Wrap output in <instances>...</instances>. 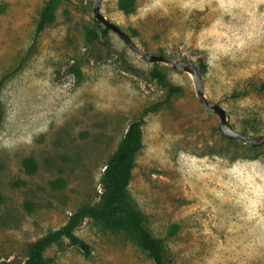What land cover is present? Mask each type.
I'll list each match as a JSON object with an SVG mask.
<instances>
[{
  "label": "rangeland",
  "instance_id": "1",
  "mask_svg": "<svg viewBox=\"0 0 264 264\" xmlns=\"http://www.w3.org/2000/svg\"><path fill=\"white\" fill-rule=\"evenodd\" d=\"M45 1L0 0V264H22L26 241L98 201L103 165L139 118L128 191L173 264H264V145L224 136L191 75L160 63L168 97L153 63L101 35L92 0L61 1L35 35ZM101 12L144 50L193 64L236 131L264 134V0H101ZM74 234L89 255L64 239L47 264H155L90 219Z\"/></svg>",
  "mask_w": 264,
  "mask_h": 264
},
{
  "label": "trees",
  "instance_id": "2",
  "mask_svg": "<svg viewBox=\"0 0 264 264\" xmlns=\"http://www.w3.org/2000/svg\"><path fill=\"white\" fill-rule=\"evenodd\" d=\"M63 0H46L39 11L35 28V35L43 31L54 19V11ZM109 29L103 27L101 35L107 36ZM95 39H89L93 42ZM31 47L27 51L30 54ZM99 55L98 58H103ZM160 63H153L149 76L167 91V96H172L177 87L173 86L166 78L163 69L158 66ZM163 67H167L162 65ZM16 67L15 70H17ZM72 73L76 69L72 68ZM8 74L0 77V86ZM159 105L145 112L156 110ZM3 115V107L0 101V123ZM142 118L131 121L116 149L109 156L103 165L100 175L101 191L98 201L92 204H82L74 210L65 223L56 229L46 231L44 234L33 240L26 241L21 248L23 256L22 264H47L44 252L53 244H60L68 239L71 244L80 247L85 255H89V246L80 240L75 234V229L84 219H90L98 223L104 230L112 233H124L143 250L155 264H173L170 254L166 250L162 239L154 236L148 228L143 214L137 207L128 191V184L132 177V170L135 165V158L142 147ZM231 139V138H230Z\"/></svg>",
  "mask_w": 264,
  "mask_h": 264
},
{
  "label": "water",
  "instance_id": "3",
  "mask_svg": "<svg viewBox=\"0 0 264 264\" xmlns=\"http://www.w3.org/2000/svg\"><path fill=\"white\" fill-rule=\"evenodd\" d=\"M92 13L97 22L115 32L124 43L141 58L149 63H161L175 72H187L191 75L194 91L199 104L209 112L216 114L219 118V131L226 137L237 140L249 147L256 148L264 145V134L260 135H245L236 131L228 122L225 110L217 103L208 99L203 91L202 81L196 67L188 62L173 59L161 54L151 53L140 47L131 39L129 34L121 29L116 23L109 20L101 12V0H92Z\"/></svg>",
  "mask_w": 264,
  "mask_h": 264
},
{
  "label": "bare ground",
  "instance_id": "4",
  "mask_svg": "<svg viewBox=\"0 0 264 264\" xmlns=\"http://www.w3.org/2000/svg\"><path fill=\"white\" fill-rule=\"evenodd\" d=\"M194 166H195V165H194ZM196 168H198V167H195V169H196ZM202 175H203V174H202ZM202 175H201V176H202ZM189 182H190V180H189ZM196 184H197V183H196ZM205 188H207V187H204V188H203L204 191L208 189V188H207V189H205ZM200 190H201V189H200ZM209 190H210V189H209ZM198 191H199V190H198ZM200 192H201V191H200ZM200 192H199V193H200ZM199 193H198V194H199ZM208 193H209V192H208ZM210 194H212V193H210ZM223 195H224V194H223ZM199 196H200V195H199ZM210 196H211V195H210ZM224 196H225V195H224ZM224 196H223V197H224ZM227 196H228V195H227ZM227 196H226V197H227ZM202 197H203V196H202ZM220 197H221V196H220ZM229 197H230V196H229ZM217 198H218V197H217ZM221 198H222V197H221ZM218 199L220 200V198H218ZM227 199H228V197H227ZM202 200H203V199H202ZM204 200H205V199H204ZM223 201H224V198H223ZM223 201H222V202H223ZM227 201H228V200H227ZM220 202H221V200H220ZM228 203H229V202H228ZM228 203H227V205H228ZM233 203H234V202H233ZM235 203H236V202H235ZM235 203H234V204H235ZM223 204H224V203H223ZM220 206L222 207V203H221ZM236 206H237V205H236ZM243 208H244V207H243ZM217 211H218V210H217Z\"/></svg>",
  "mask_w": 264,
  "mask_h": 264
}]
</instances>
